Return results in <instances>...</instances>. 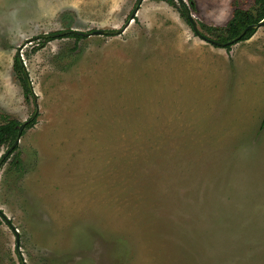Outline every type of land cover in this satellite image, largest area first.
<instances>
[{"label": "rangeland", "instance_id": "rangeland-1", "mask_svg": "<svg viewBox=\"0 0 264 264\" xmlns=\"http://www.w3.org/2000/svg\"><path fill=\"white\" fill-rule=\"evenodd\" d=\"M183 1L219 43L203 24L256 8ZM137 2L0 0V124L36 111L18 52L39 108L23 171L0 167V264H264V26L227 50L143 0L123 33L40 45L121 30Z\"/></svg>", "mask_w": 264, "mask_h": 264}, {"label": "trees", "instance_id": "trees-1", "mask_svg": "<svg viewBox=\"0 0 264 264\" xmlns=\"http://www.w3.org/2000/svg\"><path fill=\"white\" fill-rule=\"evenodd\" d=\"M254 1L256 4V8L254 9L253 12L236 9L233 13L231 20L228 22L226 27L215 28V27H209L204 24H203V27L208 32L217 33L219 35L218 41H220L221 43L227 44L228 42L237 38L243 32V30H245L247 27L254 25V24H258L264 19V0H254ZM181 12L185 17H187L183 6L181 9ZM255 32L256 30L254 29L249 30L239 42L249 40L255 34ZM65 38H73L76 41H80L84 37L77 35V34H68L65 36ZM50 40H51L50 38L44 39L40 45L43 46L45 42H48ZM214 46L219 47L217 44H214ZM232 46L233 45H226L225 48L229 50ZM14 69H15L16 74L19 76V79L23 85L25 95L26 96H30V94L32 95L31 91L29 90L26 78H25L23 64L20 58L18 57V55H16L14 58ZM2 118H3L2 119L3 122L2 124H0V151L2 150V148H5V147H8L10 149L14 145L18 132H19V126H21L22 124L17 119L11 118L10 116H7V115L2 116ZM33 125H34L33 123L27 124L26 129H30ZM263 127H264V119L262 121L261 129ZM18 150H19V147L17 146L8 155V157L5 159L3 163H6L14 155L12 165L16 171L20 172V171H23L24 164H23L21 154L18 152Z\"/></svg>", "mask_w": 264, "mask_h": 264}, {"label": "water", "instance_id": "water-1", "mask_svg": "<svg viewBox=\"0 0 264 264\" xmlns=\"http://www.w3.org/2000/svg\"><path fill=\"white\" fill-rule=\"evenodd\" d=\"M143 0H138L137 2V5L135 7V10L134 12L131 14L129 20H128V23L127 25L122 28L121 30H113V31H109V30H95V31H92V32H88V33H83V32H80V31H77V30H74V29H70V30H66V31H63V32H60V33H57V34H51V35H43L41 36L42 38L46 39V38H53V37H62V36H65V35H68V34H77V35H80V36H85V37H90V36H93V35H117L119 33H123L125 28L128 26L129 22L134 18L140 4L142 3ZM181 5L183 6L185 12H186V16H187V19L190 21V23L192 24V27H193V30L194 32L201 38H203L204 40L212 43V44H218L219 46H223V45H227V44H235L236 42L240 41L245 35L246 33L251 30V29H254V30H257L258 28L264 26V19L259 22L258 24H254V25H251L249 27H247L245 30H243V32L237 37L235 38L234 40L228 42L227 44L225 43H219V42H216V41H213V40H210L208 38H206L205 36H203L202 34H200L198 32V29L195 25V23L193 22L192 20V17H191V14L188 10V8L185 6L184 4V1L183 0H179ZM18 57L20 58L21 60V57H20V52H18ZM22 62V60H21ZM23 64V62H22ZM24 67V65H23ZM24 74H25V78H26V81H27V84H28V87L32 93V96H33V99H34V102L36 104V111H35V114L29 119L27 120L26 122L22 123L21 126H19V132H18V135H17V138H16V141L14 143V145L2 156V158L0 159V167L1 165L3 164V162L5 161V159L8 157V155L17 147V145L19 144V141H20V138L23 134V130L25 129L26 125L31 123L35 117L37 116L38 112H39V108H38V105H37V97L36 95L34 94L33 92V88H32V84H31V81L29 79V76L25 70V67H24ZM0 216H2V218L5 219V221L10 224L9 220H7V218L0 212ZM17 244H19V235L17 234ZM18 254L20 256V262L21 264H25L20 252L18 251Z\"/></svg>", "mask_w": 264, "mask_h": 264}]
</instances>
